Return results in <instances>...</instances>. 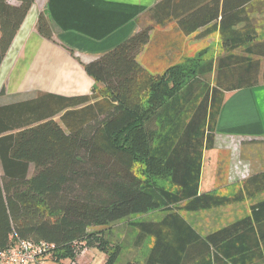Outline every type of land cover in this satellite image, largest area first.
I'll return each instance as SVG.
<instances>
[{"label":"trees","instance_id":"trees-1","mask_svg":"<svg viewBox=\"0 0 264 264\" xmlns=\"http://www.w3.org/2000/svg\"><path fill=\"white\" fill-rule=\"evenodd\" d=\"M12 1L0 0V67L35 2ZM258 1L160 0L148 12L154 26L84 65L95 81L90 94L40 93L0 103V251L19 240L45 241L55 245L53 259L76 260L96 246L107 256L104 264H119L122 245L109 247L98 229L161 211L159 221L131 223L138 244L152 239L145 264L264 260V201L205 236L184 216L264 193V171L232 195L200 192L226 93L264 84V39L251 17ZM172 23L183 36L218 34L226 54L191 70L151 72L139 55L155 26ZM37 31L53 40L44 11Z\"/></svg>","mask_w":264,"mask_h":264},{"label":"crops","instance_id":"crops-1","mask_svg":"<svg viewBox=\"0 0 264 264\" xmlns=\"http://www.w3.org/2000/svg\"><path fill=\"white\" fill-rule=\"evenodd\" d=\"M159 1L160 0H35L34 5L29 11L0 67V76L2 73L5 75V80L1 79L0 81V91L6 82V78L8 79L11 77L10 75H14L13 80L17 81L18 85L9 88V91L6 90V94H18V96H20L19 94L38 90L42 93H51L61 96H69L72 93L87 95L95 86V81L85 72L84 65L100 58L105 53L114 49L117 45L137 34L143 27V18L148 16V12ZM42 11L48 13L54 35L53 40L46 39L37 31V20ZM169 26H173L174 29H177L173 23ZM169 26L163 27L162 30L157 33L153 30L151 34L150 42L154 48L151 54L153 55V61L157 65V69L162 62L166 61V63H168V61H170L171 49L166 46L169 44V31L166 30ZM34 28L38 34L33 32ZM177 32L180 34L179 40L181 43L182 40L191 38V36H183L178 30ZM30 35H35L36 42L34 45L29 46ZM217 37L220 42L218 34ZM207 38L209 37L204 38V40ZM175 47L176 45L173 44L172 48ZM41 55H43L42 62L46 63L45 73L42 72L43 68L39 65H37V69H34L33 63L31 62V59L35 57L38 58ZM21 57L23 59L21 72L16 74L15 67H17V61H19ZM74 57L80 58L82 61L81 63L80 60H77L78 67L72 62ZM65 67H68L66 72L64 71ZM10 69L11 73L9 74ZM29 74L30 76H34V79L37 78L42 80L45 84L36 88H32V86L28 88L23 87V82ZM213 74L215 75V72H213ZM53 80H60L59 82L62 81L63 83L64 81L66 82L60 87L56 84L53 85L45 82H52ZM12 102L14 101H5L4 97L0 98L1 104H9ZM228 141H236L239 143V147L244 143L246 144V142L252 144L255 141L264 142V84L253 88L226 93L225 102L218 120L215 148L204 154L200 183L201 193H204L202 192V182L207 153L214 152L212 157L218 163V166L220 163L219 157L223 153L228 155L229 158L230 156L233 157L238 154L242 155L240 153L242 149H236L235 152L234 149H227L226 143H228ZM262 146L264 150V143ZM248 147L250 149V146ZM247 153H245L247 158L244 159L243 163L239 161L237 164L232 165L233 159L230 158L231 168L229 167V169H231V171L227 170V174L225 173L226 177H222L221 180L217 175L216 187H218V189L231 185L234 181V177L235 182L239 184L250 175L264 171V155H256L254 149H250L249 155ZM212 157L209 155L208 160L210 161ZM237 174H242V176H236ZM228 179L229 181L227 182ZM254 199H259L257 202L264 201V193H261ZM250 213L251 210L249 214ZM191 225L196 229L193 224ZM196 230L199 232L198 229ZM199 233L205 236L212 232ZM137 240L138 239L134 241L128 253H125L124 250L122 251L119 257L120 264H126L127 262L145 264L151 251L152 239H150L151 244H149V248L144 251V256L138 255L141 244H138ZM150 240L147 239L148 242ZM83 244L85 245V242H83ZM82 252L80 256H77L76 260H55L53 257L49 256L44 260L43 264H104L107 258L106 254L102 256L103 253L101 254L98 249L93 247L86 246L83 248ZM247 264H264V260H253L247 262Z\"/></svg>","mask_w":264,"mask_h":264},{"label":"rangeland","instance_id":"rangeland-1","mask_svg":"<svg viewBox=\"0 0 264 264\" xmlns=\"http://www.w3.org/2000/svg\"><path fill=\"white\" fill-rule=\"evenodd\" d=\"M11 2L13 1L11 0ZM253 11L255 12L251 15V17L253 18L255 26L258 28L259 36H260L259 38L264 39V0H259L258 2H256L253 8ZM44 12L48 15L46 11ZM142 24L143 26H148V25L154 26V22L150 20L149 16L143 18ZM162 28L163 27L155 26V29H154L155 33L161 31ZM166 30L169 31L168 32L169 33V36H168L169 44L168 45L165 44V45L168 46L169 49H171L170 61H168V63H166V61L162 62L160 64V67H158L157 69V65L154 63L153 55L151 54V51H154V48H153V45H151V42L149 43L148 46H146L142 50V52L139 55V60L141 61V63L153 73H163L168 68H170L171 66H175V65H182L186 68V70H191V69L198 67L199 64L202 65L212 60L213 61L215 59L217 60L218 58L226 54V50L224 46L222 45V43L219 42L217 35L210 36L206 40H204V38L200 39L197 35H193L191 36L190 39L182 40V43H181L179 40L180 34L177 32L176 28L174 29L173 26H169L167 27ZM33 32L38 34L35 28L33 29ZM29 39H30L29 46L34 45L36 42L35 35H30ZM173 44L176 45L175 48H172ZM239 52L240 51H238V53ZM42 56L43 55L39 56L38 57L39 59L37 57L31 59L32 60L31 62L33 63L34 69H37L38 67L37 65H39L43 68L42 72L45 73L46 63L42 62ZM77 60H80V58L74 57V60L73 61L71 60V61L78 67ZM45 61H46V58H45ZM17 62H18V65L17 67H15L16 74L21 72L22 63H23L22 57ZM80 62L82 63L81 60ZM67 70H68V67H65L64 71L66 72ZM10 73H11V69L9 71V74ZM10 76L11 77H9L8 79L6 78V82L4 84V87L8 91H9V88L18 85L17 81L13 80L14 75H10ZM207 78L211 84H214L215 75L213 73L210 75H207ZM1 79L5 80V75L3 73L0 76V81ZM59 81L60 80H57V81L53 80L52 82L51 81H45V82L51 83L53 85L56 84L59 87L63 86L64 83L66 82L64 81L63 83L62 81L61 82ZM44 84L45 83L42 80L37 79V78L34 79V76H30L29 74V76H27V78L23 82V87L28 88L32 86V88H36ZM40 93L42 92H39L38 90H34V91L25 92L23 94H19L20 96H18V94L17 95L6 94L4 96V100L5 101H15V100L27 99V98L30 99V98L36 97ZM79 95H83V94H80V93L73 94L72 93L67 97L79 96ZM255 142L253 144L246 142V144L244 143L242 146L240 145L239 147V143H237L236 141H233V142L228 141V143H226L228 147L227 149H234V152L236 151V149L238 150L242 149L240 150V153L242 155L238 154V155H234L233 157L230 156V158L233 159L232 165L237 164V162L239 161L243 163L244 159L247 158L245 153L248 152L247 154L249 155L250 149H254V153L256 155H259V156L264 155V150L262 146L264 142H257V141ZM248 146H250V149ZM209 155L212 157V155H214V152L213 153L209 152L207 153V156H206V161L204 163L205 169H204V174H203V182H202L203 191L202 192L204 193L205 192H219V193L221 192L224 195L234 194L238 186L240 185V183L238 184L237 182H235V179H234L235 177L233 178L234 181L231 185H227V187L221 188L220 190L218 189V187H216L217 175L219 179L221 180L222 177H226L225 176L227 174L226 172L231 171V169H229L230 167L229 156L223 153L219 157L220 163L218 166V163L213 159V157L212 159H210V161L208 160ZM0 171L2 172L1 164H0ZM236 176L241 177L242 174H237ZM228 181L229 179L227 180V182ZM258 200L259 199H250L238 205L226 206V207L216 208L212 210L199 211V212H189V213H185L184 215L187 218V220L191 224H193L196 227V229L199 230V232H202V233L214 232L224 226H227L235 222L236 220L240 218H244L248 216L246 214H249L251 206ZM164 214L165 213L161 211H152L147 214H133V215H130L129 217L122 219L119 222H116L110 225L108 228L107 227L99 228L98 230L103 229L102 232H104L106 236L105 239L109 247H116L117 245H122L124 252L128 253L134 241L138 239L137 230L132 227L131 223L135 221H138V222L159 221L164 216ZM149 244H151V240L149 242L146 240L144 243L141 244V247H139V250H138L139 256L145 255L144 251H146L149 248ZM93 248L97 249L96 246H94ZM100 253L102 254L103 252L100 251ZM103 255L104 253L102 254V256ZM120 263L121 262H119V264Z\"/></svg>","mask_w":264,"mask_h":264},{"label":"built area","instance_id":"built-area-1","mask_svg":"<svg viewBox=\"0 0 264 264\" xmlns=\"http://www.w3.org/2000/svg\"><path fill=\"white\" fill-rule=\"evenodd\" d=\"M73 245L79 247L81 244L75 242ZM54 248L55 245L45 241L19 240L11 248L0 251V264H43Z\"/></svg>","mask_w":264,"mask_h":264},{"label":"bare ground","instance_id":"bare-ground-1","mask_svg":"<svg viewBox=\"0 0 264 264\" xmlns=\"http://www.w3.org/2000/svg\"><path fill=\"white\" fill-rule=\"evenodd\" d=\"M31 19V18H30Z\"/></svg>","mask_w":264,"mask_h":264}]
</instances>
